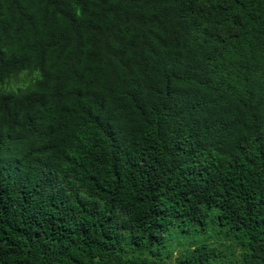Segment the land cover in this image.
I'll return each mask as SVG.
<instances>
[{
    "label": "trees",
    "instance_id": "obj_1",
    "mask_svg": "<svg viewBox=\"0 0 264 264\" xmlns=\"http://www.w3.org/2000/svg\"><path fill=\"white\" fill-rule=\"evenodd\" d=\"M0 264H264V0H0Z\"/></svg>",
    "mask_w": 264,
    "mask_h": 264
},
{
    "label": "rangeland",
    "instance_id": "obj_2",
    "mask_svg": "<svg viewBox=\"0 0 264 264\" xmlns=\"http://www.w3.org/2000/svg\"><path fill=\"white\" fill-rule=\"evenodd\" d=\"M166 238H167V240H169V239L173 240L175 237L173 236L172 232H169V233L166 234ZM187 238H189V239L190 238H193V239L199 240L200 239V236L199 235H196L194 232H191V233H189L187 235ZM175 249H176V247H175ZM175 252H174V255H175Z\"/></svg>",
    "mask_w": 264,
    "mask_h": 264
}]
</instances>
